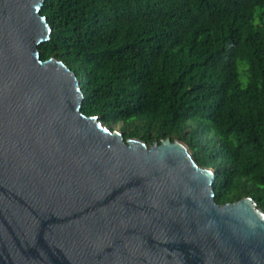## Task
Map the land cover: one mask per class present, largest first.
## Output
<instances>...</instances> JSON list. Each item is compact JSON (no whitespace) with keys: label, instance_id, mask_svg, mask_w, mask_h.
I'll list each match as a JSON object with an SVG mask.
<instances>
[{"label":"water","instance_id":"1","mask_svg":"<svg viewBox=\"0 0 264 264\" xmlns=\"http://www.w3.org/2000/svg\"><path fill=\"white\" fill-rule=\"evenodd\" d=\"M45 0H0V264H264V213L216 202V173L170 138L125 140L42 60Z\"/></svg>","mask_w":264,"mask_h":264},{"label":"trees","instance_id":"2","mask_svg":"<svg viewBox=\"0 0 264 264\" xmlns=\"http://www.w3.org/2000/svg\"><path fill=\"white\" fill-rule=\"evenodd\" d=\"M41 15L42 60L76 74L85 116L184 142L218 204L264 213V0H45Z\"/></svg>","mask_w":264,"mask_h":264},{"label":"rangeland","instance_id":"3","mask_svg":"<svg viewBox=\"0 0 264 264\" xmlns=\"http://www.w3.org/2000/svg\"><path fill=\"white\" fill-rule=\"evenodd\" d=\"M119 129V126L117 127V129L116 130H118Z\"/></svg>","mask_w":264,"mask_h":264},{"label":"clouds","instance_id":"4","mask_svg":"<svg viewBox=\"0 0 264 264\" xmlns=\"http://www.w3.org/2000/svg\"><path fill=\"white\" fill-rule=\"evenodd\" d=\"M213 170V169H212Z\"/></svg>","mask_w":264,"mask_h":264}]
</instances>
